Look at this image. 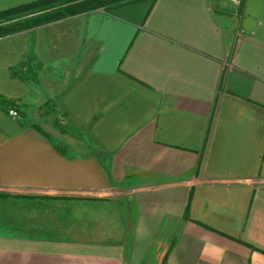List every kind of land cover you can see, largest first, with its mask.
I'll return each mask as SVG.
<instances>
[{"label": "crops", "instance_id": "1", "mask_svg": "<svg viewBox=\"0 0 264 264\" xmlns=\"http://www.w3.org/2000/svg\"><path fill=\"white\" fill-rule=\"evenodd\" d=\"M30 54L37 79L12 75ZM0 96L19 104L0 106V264H264V0H140L1 37ZM39 203L102 226L57 235Z\"/></svg>", "mask_w": 264, "mask_h": 264}, {"label": "trees", "instance_id": "2", "mask_svg": "<svg viewBox=\"0 0 264 264\" xmlns=\"http://www.w3.org/2000/svg\"><path fill=\"white\" fill-rule=\"evenodd\" d=\"M137 1L140 0H38L19 5L0 11V38L67 16L99 8L111 10ZM35 61L34 55H28L18 66L11 67L12 75L24 80L37 79L39 63L35 64ZM0 106L18 108L19 104L0 96Z\"/></svg>", "mask_w": 264, "mask_h": 264}, {"label": "rangeland", "instance_id": "3", "mask_svg": "<svg viewBox=\"0 0 264 264\" xmlns=\"http://www.w3.org/2000/svg\"><path fill=\"white\" fill-rule=\"evenodd\" d=\"M34 210H43L47 212V226L55 228L53 233H62L68 238L72 237V230L76 229L87 236V232L91 233L94 229H99L102 224L94 223L90 219V209L86 203H39ZM89 216V217H88ZM58 222H56L55 220ZM60 235V234H59Z\"/></svg>", "mask_w": 264, "mask_h": 264}, {"label": "built area", "instance_id": "4", "mask_svg": "<svg viewBox=\"0 0 264 264\" xmlns=\"http://www.w3.org/2000/svg\"><path fill=\"white\" fill-rule=\"evenodd\" d=\"M230 1L235 6V9L238 11L241 7L242 0H230ZM9 114L14 116V117H17L19 115V112L17 109L11 108V109H9Z\"/></svg>", "mask_w": 264, "mask_h": 264}]
</instances>
